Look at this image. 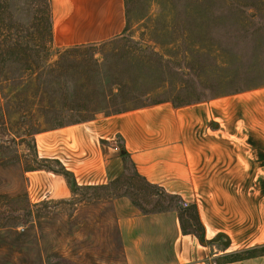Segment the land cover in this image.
I'll use <instances>...</instances> for the list:
<instances>
[{"label":"crops","instance_id":"1","mask_svg":"<svg viewBox=\"0 0 264 264\" xmlns=\"http://www.w3.org/2000/svg\"><path fill=\"white\" fill-rule=\"evenodd\" d=\"M49 5L54 51L114 40L127 26L125 0H49ZM231 100L217 98L182 106L162 102L97 114L35 134L36 151L40 159L58 161L79 187L114 181L124 170L125 153L148 183L162 188L182 206L184 202L196 205L205 230L203 240L182 230L178 208L145 213L127 196L115 199L124 264H264V255L227 259L264 245V191L245 189L264 187V179L225 177L230 171L240 175L245 170H264L262 136H244L231 128L244 122L246 101L235 104ZM216 122L219 129L214 127ZM215 170L225 172L215 178ZM25 177L31 202L72 197V187L61 173L34 169L25 171ZM248 195H254L249 200L259 205L254 215L240 211ZM246 218L250 219L244 222ZM220 240L224 247L216 250L214 242Z\"/></svg>","mask_w":264,"mask_h":264},{"label":"rangeland","instance_id":"2","mask_svg":"<svg viewBox=\"0 0 264 264\" xmlns=\"http://www.w3.org/2000/svg\"><path fill=\"white\" fill-rule=\"evenodd\" d=\"M178 2L179 0H125L127 26L123 34L96 47L95 51L83 52L82 61L87 59L88 64L95 61L124 64L128 55H136L143 48L148 53L155 49L162 54L173 55L176 64H167V69L176 73L173 82V87L176 88L159 90L147 98L140 99L136 105L162 100L176 104L217 98L232 99L229 102L235 104L246 101L244 122L232 125L231 128L242 131L244 136L251 134L262 136L264 143V86L227 93L240 87L242 81L230 83L229 80L219 77L226 74L230 65H225L221 59H217L221 57L216 56L215 46L209 45L215 60L208 59L201 63L191 58L187 59L185 50L193 47V44H190L191 39L184 38L182 22L173 19L168 13ZM8 3L17 11V15L12 17L14 21L26 26L33 22L40 23L42 15L40 0H8ZM244 4H248V7H244ZM207 6L211 8L214 16L223 15L227 18L231 16V20L225 22L226 28L230 31L233 27L228 25L244 12L251 17L248 33L256 30L258 36L260 32H264V0H234L229 6L212 1L207 3ZM210 23L212 22L208 21L205 24V30L208 32L206 35L211 36V39L223 38L217 33L222 32L223 24L215 26ZM189 25L194 26L193 23ZM262 35V38L256 41L262 45L264 51V34ZM248 37L251 38V35ZM249 51L247 49L239 59L232 55L228 62L237 60L241 63L250 62L252 54ZM55 52L57 51L53 50L54 55ZM254 57L258 61H263L264 52L257 53ZM261 71L258 68L248 71L246 84L250 79L256 78L253 77L255 74L263 76L260 74ZM10 90L6 88L5 92ZM1 94L0 90V105L6 107L3 99L1 100ZM8 111L10 114H7L6 125L0 118V264H124L114 204V200L122 196L130 198L143 212L178 208L185 228L197 235L203 234L204 237L205 230L198 217L196 205L184 207L162 188L155 185L146 186L125 160L122 174L107 185L78 187L68 200L46 198L31 202L26 190L25 171L40 165H47L52 169H59L60 166L53 162L54 160L43 164L35 158V155L38 156L36 145L32 142L35 141V136L26 135L28 133L26 129L29 128L33 133L45 131L52 128L57 121L36 120L34 117L32 120L35 124L28 121L24 128L22 123L24 119L21 120L17 114H12L13 109L9 108ZM69 116L62 117V121H77L90 114ZM230 119L233 120L231 117ZM214 127L219 129L221 125L216 122ZM251 152L253 153V150ZM250 158L247 154V163ZM224 172L215 170L214 177H221ZM227 176H240L258 181L264 179V170H245L241 171L240 175L238 171H230L226 172L225 177ZM245 189L247 191L250 189L251 193L264 191V187L258 186ZM253 196L248 195L247 199H242L241 204L244 207L241 206L240 211H248L245 212L246 215H254V207L259 206L258 203L249 200ZM261 203L264 208V198ZM248 219L250 218H246L244 222L249 221ZM214 246L216 250L224 247L221 240L214 242Z\"/></svg>","mask_w":264,"mask_h":264},{"label":"trees","instance_id":"3","mask_svg":"<svg viewBox=\"0 0 264 264\" xmlns=\"http://www.w3.org/2000/svg\"><path fill=\"white\" fill-rule=\"evenodd\" d=\"M212 1L229 6L234 0H179L178 4H174L168 11L169 16L182 22L183 36L185 39H191L190 44H193V47L185 50V57L201 61V63H205L208 59L215 60L209 45L215 46L216 56L221 57L217 59H221L225 65H230L226 74L219 77L229 80L230 83L242 81V87L234 88L227 93L264 86V60L258 61L254 57L255 54L264 52L262 45L256 41L262 38L264 32L258 31V36L255 33L256 30L249 34L248 24L251 17L244 12L228 25L233 27V30H228L225 22L228 23L231 16L227 18L223 15H212L211 8L207 6V3ZM40 2L42 13L40 23L33 22L26 26L13 20L12 17L17 15V11L10 7L8 0H0V90L1 100L3 99L6 104V107L0 105V109L2 107L0 118L4 125L8 119L7 114H10L9 108L13 109L12 114H17L21 120L24 119L22 122L24 128L28 121L35 124L32 120L34 117L37 118L36 120H56L57 123L52 128L46 129L50 130L90 120L99 113L117 114L162 102H171L174 106L191 104H176L169 100H162L136 105L140 99L147 98L159 90L176 88L173 87L176 73L167 69V64H176L173 55L168 56L155 49L148 53L143 48L136 55H128L124 64H113L110 61L102 63L95 61L93 64H88L87 59L82 61L83 52L95 51L96 47L107 42L73 46L58 50L54 55L49 0H40ZM243 6L248 7V4ZM208 21L215 26L223 24L222 32H217L223 38L218 40V38L211 39V36H207L205 24ZM190 23L194 26L191 27ZM248 35H251V38ZM247 49L252 54L250 62L241 63L240 60L228 62V58L232 55L239 59V56H242ZM201 65L203 67V64ZM255 68L261 69L260 74L262 73L263 76L259 77L255 74L253 77L256 78L250 79L246 84L247 72ZM6 88L11 90L5 92ZM84 113L90 116L72 122L62 121V117L66 115L71 117L73 114ZM26 131H28L26 135L32 137L42 132L33 133L29 128ZM32 142L35 145V141L32 140ZM123 157L129 162L125 153ZM35 158L43 164L53 161L40 159L37 155ZM53 162L60 166L59 169L40 165L27 170H53L66 176L72 191L78 188L71 174L58 161ZM130 166L134 169L132 164ZM134 173L146 186H153L135 169ZM155 211H145V213ZM180 218L182 230L193 232L185 228L182 216ZM198 236L201 240L204 239L203 234ZM263 255L264 246L230 255L227 259L237 260Z\"/></svg>","mask_w":264,"mask_h":264},{"label":"built area","instance_id":"4","mask_svg":"<svg viewBox=\"0 0 264 264\" xmlns=\"http://www.w3.org/2000/svg\"><path fill=\"white\" fill-rule=\"evenodd\" d=\"M183 206H184V207H187V206H188V204L184 202V203H183Z\"/></svg>","mask_w":264,"mask_h":264},{"label":"water","instance_id":"5","mask_svg":"<svg viewBox=\"0 0 264 264\" xmlns=\"http://www.w3.org/2000/svg\"><path fill=\"white\" fill-rule=\"evenodd\" d=\"M220 238V236H218L215 240H218Z\"/></svg>","mask_w":264,"mask_h":264}]
</instances>
